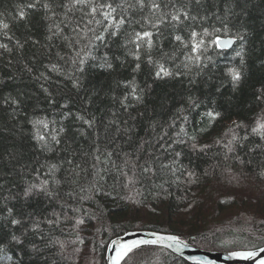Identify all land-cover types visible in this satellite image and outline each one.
I'll return each mask as SVG.
<instances>
[{"label": "trees", "instance_id": "1", "mask_svg": "<svg viewBox=\"0 0 264 264\" xmlns=\"http://www.w3.org/2000/svg\"><path fill=\"white\" fill-rule=\"evenodd\" d=\"M33 2L0 0V20L9 24L6 30L0 28V44L10 49L0 48V246L4 248L0 264H105L106 243L130 230L175 234L214 251L263 247L264 140L251 128L258 119L264 120V0H175L188 5L197 20L185 21L177 29L161 25L163 36L153 37V59L168 53L166 66L182 73L163 79L155 77L145 49L137 61L129 54L134 45L125 46L126 33L140 30L139 24H126L106 44L96 42L93 55L100 58L107 53L111 69L99 67L100 59H88L84 70L77 71L78 64L72 61L86 40L77 45L66 25L68 19L74 24L80 13H68L66 19L62 5L67 0H40L35 8L26 7ZM21 9L24 19L18 16ZM147 13L146 8L143 14L131 15L141 20ZM56 25L62 29L59 35H54ZM191 27L198 32L220 28L216 35L231 37L234 43L228 49L212 45L202 53L200 67L184 68L190 47L182 48L172 37L181 34L188 39ZM237 34L243 40L236 39ZM136 63L140 69L133 71ZM51 65L59 71H51ZM233 67L241 72L236 84L228 74ZM133 86L140 100L132 95ZM209 111L219 115L213 119ZM79 116L92 121L91 126ZM40 120L48 127L35 123ZM38 132L45 135L51 151L41 147ZM234 133L241 139L229 152L225 145ZM245 134L247 140L242 139ZM142 143L141 163L151 159L154 174L137 167L133 175L129 166L124 171L134 181L130 183L120 175L119 166L123 153L130 152L135 159ZM107 152L113 153L117 167L109 164L100 172L101 180L94 176L92 165L95 155L104 160ZM51 164L59 166L55 173L61 181L55 187L59 197L49 199L41 193L25 198L30 184L44 179L51 184L52 176L45 175ZM94 182L99 193L80 192ZM82 195L91 199L81 201ZM55 214L58 225H49ZM12 219L22 224L12 225ZM76 219L84 223L77 226ZM12 235L22 244L11 241ZM58 241L64 243L63 249ZM121 264L191 263L163 247L141 246Z\"/></svg>", "mask_w": 264, "mask_h": 264}, {"label": "snow or ice", "instance_id": "2", "mask_svg": "<svg viewBox=\"0 0 264 264\" xmlns=\"http://www.w3.org/2000/svg\"><path fill=\"white\" fill-rule=\"evenodd\" d=\"M200 0H196V3H199ZM40 3V0H34L33 3H29L26 5L28 8H35L36 4ZM43 7L46 10H51V6L48 3H44ZM64 9H66L65 12V18L68 19V13H72L73 15L77 12L80 13V17L75 20V23L73 24L72 20L68 19V24L66 26H69L71 28L72 33L75 36V43L79 45L82 40H86V43L82 45L78 50H76V58L72 61L73 64H78L77 71L82 72L83 66L86 63L88 59H91L93 61L100 59L103 62L99 64V67H107L111 69L113 67L112 63L109 61V57L107 53H104L103 57H96L93 55V51L98 48V45L96 42H99V44H106V41L109 37H116L118 34H120L122 28L127 24L129 26L139 24L140 30H136L135 28L132 29L131 32L126 33L128 36V39L125 41V46L128 44L134 45L135 51H130V55H133V57L139 61L140 60V51L141 49H145L149 55H148V63L152 65L155 68V77L157 79H163L165 77H170L173 75H181L182 73L179 71L174 72L172 68L166 66L165 58L168 57V53H163L161 58L158 60H154L151 56L152 49L156 46V41H154L153 37H157V39H160L163 36V33L160 31L161 25H170L173 29L179 28L180 25H183L185 21H196L197 17L194 15H191V10L188 5L180 4L178 5L175 0H119V2H116V0H67V2L62 5ZM148 10L147 15H142L141 20H135L131 13H134L136 11H139L141 14H143L144 9ZM165 9H168L165 11ZM18 16L20 19L25 18V12L21 9L18 12ZM185 27H189L188 25H185ZM0 28L2 29H8L9 24L3 22L0 20ZM62 29H60L59 25H56V32L54 35H59ZM221 31L220 28H214L211 32L208 28H203L201 32H198L194 27H191L189 37L188 39H185V37L181 34H175L172 38L175 42H178L179 45L182 48L188 49L190 47V51L186 52L184 54V60L186 63L183 64L184 68H189L190 65H195L197 67L201 66L202 61V53L206 52L208 48L212 45H215L217 49H227L229 48L233 43L234 39L228 38H221V36L216 35V33H219ZM224 31L227 33L228 29L227 26H224ZM5 35L7 33L5 32ZM206 37H213L210 40H206ZM51 39V37H49ZM65 40H68L69 37H64ZM236 39L243 40V36L237 34ZM18 43V42H17ZM71 46V44H70ZM22 47V45H21ZM0 48H4L5 50H9L8 46L6 44H0ZM237 56L241 55L240 52L236 53ZM172 59H175V53H173ZM210 60L211 57H208ZM243 63V60L241 61ZM140 63H136L135 68L133 71H138L140 69ZM206 66V65H205ZM177 68H179V65H176ZM51 71H59L56 65L50 66ZM31 71V69H29ZM228 74L231 77V80L234 84L238 83L241 79V72L237 68H229ZM41 75H44L41 73ZM74 86L78 85V80L74 81ZM47 91V89H45ZM143 90L141 89V92ZM132 95L135 97V99L140 100L142 97L140 95L136 94V87L133 86L132 89ZM127 100V96L124 98ZM191 103L195 105V100H193L191 97L189 98ZM15 103V101H13ZM207 115L211 118H215L219 115V113H214L212 111H209ZM78 119H81L84 121L85 124H88L91 126L92 121L85 120L84 117L79 116ZM36 124H43L44 128L48 127V124L43 121H36ZM237 128L241 127L240 124L236 125ZM63 131V129H61ZM119 131V129H118ZM125 131H128L125 129ZM184 129L181 128V132H183ZM251 133L258 135L261 140H264V120L258 119L256 121V124L254 127L251 128ZM164 135H167V133H164ZM179 135V133H177ZM163 136H161L159 139L163 140ZM36 139L40 142H43L41 144V147L46 148L48 151H51V148L47 145L46 137L43 134L37 133ZM55 143L59 144V140L55 135L51 137ZM130 139V137H129ZM241 138L237 134H233L232 138L228 141V144L225 145V147L228 148L229 152L234 151L233 144L234 142L239 141ZM243 140L248 139V135L245 134L242 138ZM161 147H164L163 144L160 145ZM168 147H171V145H168ZM195 147V146H193ZM100 149L97 147L95 149L96 153H99ZM144 151V144H140L137 148V154L135 156V159H132V153L125 152L123 153V163L119 166L120 167V175H123L128 178L129 182H134L131 177H128V173L124 171L125 168H128L129 166L133 169V175H135V169L139 167L144 173L153 172L154 174V168L152 167V161L151 159H145L141 163V156L140 153ZM149 157L153 156V153H148ZM177 156L180 155V153H176ZM113 156L112 152H107L106 159L101 160V156L99 154L94 156L95 163L92 165L94 169V176H100V172L106 170L107 166L110 164L113 168L117 167L115 161H113L111 158ZM155 159H159V157H155ZM67 163L71 165L73 162L72 160H68ZM175 161H173V164ZM103 164L105 168H97V165ZM80 165L77 164L76 168H79ZM164 168H170L171 166L168 164L162 165ZM173 172H175V169H171ZM59 171V166L57 164H51L48 168V172L45 173V175H51L52 181L50 184V181L48 179L42 180L39 184H30L23 192V196L25 198H28L32 196L33 194H44L49 199H57L59 197V192L55 190L56 186H59L61 184V181L55 178V173ZM73 171H75L73 169ZM75 175L79 177V172H76ZM191 175V173L189 174ZM264 175V173H262ZM104 177L100 176V179L102 180ZM75 183V181H73ZM127 186V185H125ZM100 189L97 187V183H91L88 187H81L80 192L81 193H92L96 192L99 193ZM66 195L72 196L73 194L71 192L67 193ZM91 199V196L89 195H82L80 196L81 201H85ZM11 209H8L9 214H11ZM72 211L79 212V208H73ZM57 216L56 220H48L47 223L49 225H52L53 223H56L58 225L59 223V215L55 214ZM83 219H76L75 224L78 226L80 224H83ZM12 225H21L22 221L19 219H12L11 220ZM26 234V232L24 233ZM156 235L155 233L153 234ZM77 240H79L80 243H83V240L80 239L79 236H77ZM11 241H14L16 244H22V240L20 237L16 235L11 236ZM59 242V241H58ZM61 249L65 247L63 242H59ZM116 243L115 241L113 242ZM144 243H161L163 246L168 248H173L177 252H182L184 248L188 247V244L182 240L178 236L169 235V236H156V240L154 241H131L129 243L121 244L119 247L115 249V255L111 257L109 264H121V261L125 259V257L128 256L129 253L133 251V249L138 248L140 244ZM79 251V249H77ZM260 252L264 253V248L259 250ZM4 252V248L0 246V253ZM234 258H240V259H252L258 255L257 252L254 251H234L230 254ZM192 260L196 262V264H214V261L208 259L207 257H191ZM257 264H264V259H261L257 262Z\"/></svg>", "mask_w": 264, "mask_h": 264}, {"label": "water", "instance_id": "3", "mask_svg": "<svg viewBox=\"0 0 264 264\" xmlns=\"http://www.w3.org/2000/svg\"><path fill=\"white\" fill-rule=\"evenodd\" d=\"M225 39L231 38V37H224ZM233 39V38H231ZM233 45V44H232ZM231 45V46H232ZM230 46V47H231ZM229 47V48H230ZM228 49V48H227ZM156 234L155 236L153 234ZM169 235H174L175 234H165V233H160L156 232L153 230H130L127 231L126 233H123L119 236H116L112 238L109 243L107 244L106 247V252H105V262L106 264H109L111 257L115 255V249L119 247L121 244L124 243H129L131 241H154L156 240V236H169ZM191 239H194L195 236H191ZM116 242L115 244L113 242ZM187 244L188 247L184 248L182 252H177L173 248H168L163 246L161 243H144L140 244L139 247L141 246H159L163 247L173 254L185 259L191 264H196L194 260L191 259V257H207L208 259L214 261V264H256L253 261L254 259L260 260L258 256L262 252L259 250H255L254 252H257L258 255L252 259H240V258H234L230 254L234 251H214V250H205L201 248H197L193 244H191L189 241L184 240ZM236 251H246V250H236ZM256 260V261H257Z\"/></svg>", "mask_w": 264, "mask_h": 264}, {"label": "rangeland", "instance_id": "4", "mask_svg": "<svg viewBox=\"0 0 264 264\" xmlns=\"http://www.w3.org/2000/svg\"><path fill=\"white\" fill-rule=\"evenodd\" d=\"M233 210V209H232ZM227 212H229L228 211V209L227 210H225L224 212H223V214L221 215L222 217H224V213H227ZM108 242V241H107ZM106 244H108V243H106ZM193 244V243H192ZM194 246H195V244H194ZM107 247V246H106ZM106 247H105V250H106ZM196 247L197 248H201V249H205V250H213V249H209V248H207V247H205V248H203V247H199V246H197L196 245ZM106 252V251H105ZM258 256H260L259 257V259L261 260V259H264V253H261V254H259ZM258 259V258H257ZM257 259H254L253 261H255L254 263H256L257 264V262L259 261V260H257ZM105 260V259H104ZM257 260V261H256ZM105 264H106V262H105Z\"/></svg>", "mask_w": 264, "mask_h": 264}, {"label": "bare ground", "instance_id": "5", "mask_svg": "<svg viewBox=\"0 0 264 264\" xmlns=\"http://www.w3.org/2000/svg\"><path fill=\"white\" fill-rule=\"evenodd\" d=\"M212 181V180H211ZM192 197V196H191ZM188 213V212H187ZM114 238V237H113ZM109 243V242H108ZM262 248H264V246L263 247H260V248H257V249H253V250H246V251H255V250H260V249H262Z\"/></svg>", "mask_w": 264, "mask_h": 264}]
</instances>
